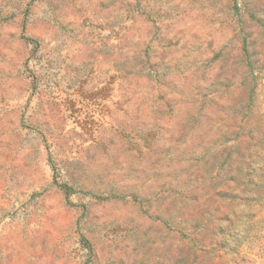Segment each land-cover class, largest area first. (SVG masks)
<instances>
[{
	"label": "rangeland",
	"instance_id": "374dc122",
	"mask_svg": "<svg viewBox=\"0 0 264 264\" xmlns=\"http://www.w3.org/2000/svg\"><path fill=\"white\" fill-rule=\"evenodd\" d=\"M0 264H264V0H0Z\"/></svg>",
	"mask_w": 264,
	"mask_h": 264
}]
</instances>
